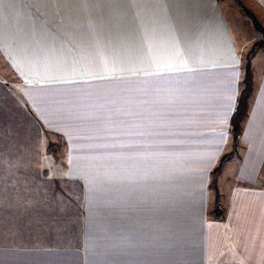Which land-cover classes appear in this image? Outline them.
I'll list each match as a JSON object with an SVG mask.
<instances>
[{
	"label": "crops",
	"instance_id": "0c3cea01",
	"mask_svg": "<svg viewBox=\"0 0 264 264\" xmlns=\"http://www.w3.org/2000/svg\"><path fill=\"white\" fill-rule=\"evenodd\" d=\"M237 1L264 26V0ZM227 8L220 0L0 3V81L63 142L51 194H41L40 180L42 196L32 186L12 209L31 235L14 245L4 234L0 264H264V47L251 59L253 91L235 142L231 118L261 35L250 40L242 29L239 42ZM156 71L163 75H144ZM13 138L0 131V172L14 171L18 155L31 165L30 148L17 154ZM225 155L251 161L214 172ZM62 184L75 192L59 195ZM45 214L53 226L34 217ZM16 224L5 219L4 232Z\"/></svg>",
	"mask_w": 264,
	"mask_h": 264
},
{
	"label": "rangeland",
	"instance_id": "374dc122",
	"mask_svg": "<svg viewBox=\"0 0 264 264\" xmlns=\"http://www.w3.org/2000/svg\"><path fill=\"white\" fill-rule=\"evenodd\" d=\"M220 1L225 4V7H228L227 12L229 11V13L227 14L229 15V21L239 42H241V32L243 30L251 36L252 39L250 40H253L255 37L261 35V33L254 28L251 19L247 15L245 16L242 10H240L241 3H239V1ZM4 80L5 79H2L0 81V85L5 89V91H7V93H3L0 89V131L15 133V139H10V143L17 154H19V151L24 148H30L32 155L30 166L27 163L29 160L27 156L26 160L23 161L24 157L18 155L17 165L15 166L14 171L0 172V242L2 241V236L8 233L10 237L9 242L14 245H20L25 243V239L27 240V236L29 234L31 235V233H27V230L23 231V223L27 220L24 215L21 212L13 214L12 209H17L19 207L22 209L23 200L26 196L32 195V186L37 188L35 195L38 197H41L42 195L48 196L51 194L49 189L54 187L52 182L53 175L52 171H50L52 168V158L56 157V155L53 154L61 151L63 142L59 139V137L52 135L45 128H43V126L38 124L20 92L17 89L15 90L12 88L10 84ZM4 151L5 149L2 148L0 153L3 154ZM43 154L48 155V157H44L42 160ZM59 154H61V152ZM194 158L195 160L193 163L200 164L205 160V158L200 156H195ZM41 161L42 164H40ZM219 161L220 159L217 161V165L219 164ZM249 161H251V158L247 156H229L223 162V166L228 163L240 165L242 162L248 163ZM24 162H26V165H24ZM42 168L47 170L49 174L48 179L46 176L43 178L41 176L42 179L39 177V171L42 172ZM40 180L43 181L42 184L46 183L45 185L47 188L44 193L41 190L42 195L39 193ZM61 188L63 189L62 192H59V195L61 196H71V194L76 190L72 187H65L63 184ZM72 208L73 207L69 205L68 210ZM9 217H11L13 221L16 220L17 224L15 227L11 228L9 232H4L5 228L3 226V221ZM34 217L42 220L44 227L53 226L51 225L52 221L50 223L48 220L47 214L43 217L39 215ZM59 222L60 221L57 220L54 226H57ZM35 243L40 244L38 240H35Z\"/></svg>",
	"mask_w": 264,
	"mask_h": 264
},
{
	"label": "trees",
	"instance_id": "16d2710c",
	"mask_svg": "<svg viewBox=\"0 0 264 264\" xmlns=\"http://www.w3.org/2000/svg\"><path fill=\"white\" fill-rule=\"evenodd\" d=\"M242 12L247 15L254 26V28L261 33L262 38L257 40L251 50L249 51L247 57H246V64H245V75L243 78V89L241 90V93L238 98L237 107L232 115L231 118V125H232V135L233 140L236 142L241 135L242 132V122L247 116L248 113V107H249V98L253 91V76H252V67H251V59L254 53L258 48L264 47V26L261 24L257 16L247 7L242 6ZM229 156H223L221 157L219 164L215 167L214 172L219 171L222 166L225 159H227ZM219 199V195H217V201ZM216 212L219 213L220 207L219 204L217 205Z\"/></svg>",
	"mask_w": 264,
	"mask_h": 264
},
{
	"label": "snow or ice",
	"instance_id": "6c2138e0",
	"mask_svg": "<svg viewBox=\"0 0 264 264\" xmlns=\"http://www.w3.org/2000/svg\"><path fill=\"white\" fill-rule=\"evenodd\" d=\"M2 2H3V0H0V3H2ZM238 64H239V60L237 59L236 63L233 65V67L238 66ZM167 70H168L169 72H171V71H175V70L192 71V69H174V68H171V67H169ZM144 75H163V73H161V72H159V71H156V72H145ZM233 75H237V73H234ZM98 78H99V79H109V78H113V77L101 76V77H98ZM115 78L119 79V77H115ZM226 116H227V114L225 113V114H224V117H223V119H222V123H226V122H227ZM226 135H227V134H226L225 132H221V133H220V136H221V137H225Z\"/></svg>",
	"mask_w": 264,
	"mask_h": 264
}]
</instances>
